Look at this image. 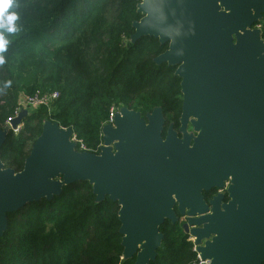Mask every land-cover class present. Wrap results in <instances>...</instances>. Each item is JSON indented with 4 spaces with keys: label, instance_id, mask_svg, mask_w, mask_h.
I'll return each instance as SVG.
<instances>
[{
    "label": "water",
    "instance_id": "95a60500",
    "mask_svg": "<svg viewBox=\"0 0 264 264\" xmlns=\"http://www.w3.org/2000/svg\"><path fill=\"white\" fill-rule=\"evenodd\" d=\"M131 42L168 44L154 59L175 67L182 112L165 136L161 107H122L102 128L98 154L80 152L72 128L45 121L21 171L1 150L22 110L0 128V238L8 215L88 182L97 203L119 205L123 260L150 264L166 222L183 230L200 264H264V0H136ZM191 127V130L189 129ZM225 190L209 203L204 192Z\"/></svg>",
    "mask_w": 264,
    "mask_h": 264
},
{
    "label": "trees",
    "instance_id": "16d2710c",
    "mask_svg": "<svg viewBox=\"0 0 264 264\" xmlns=\"http://www.w3.org/2000/svg\"><path fill=\"white\" fill-rule=\"evenodd\" d=\"M16 31L0 28V128L14 115L20 94L57 91L50 109L31 111L18 134L1 150L8 168L23 169L45 121L72 128L77 149L98 154L110 109L127 107L145 116L163 109L166 128L180 126L181 80L175 67L154 59L168 44L153 37L131 42L142 16L136 0H12ZM14 8L20 9L19 12ZM13 9V10H12ZM264 40V14L259 23ZM3 103V105H1ZM119 205L96 202L88 182L63 188L52 200L34 202L8 215L0 238V264H135L123 260ZM158 256L150 264H199L182 224L166 222Z\"/></svg>",
    "mask_w": 264,
    "mask_h": 264
},
{
    "label": "built area",
    "instance_id": "2783aa9c",
    "mask_svg": "<svg viewBox=\"0 0 264 264\" xmlns=\"http://www.w3.org/2000/svg\"><path fill=\"white\" fill-rule=\"evenodd\" d=\"M258 27H260V25H258ZM58 98H59V93L57 91H50V92L37 91L33 95L25 96L24 99L19 100L18 105H17V107L15 109L14 115L12 117H10L5 122V126L4 127L5 128L6 127H10V125H11L10 121L13 118L17 117L18 114L22 110H27L30 113L31 111H34V110H37V109H40V108H48V109H50L52 107V105L58 100ZM118 111H119V109H117L115 107H112L110 109L109 120H108L107 124L108 123H113L114 115ZM22 127H23V124L21 126H18L16 129H12L11 131L14 132L15 134H18ZM73 139H74V141L77 144V141H76L75 137ZM78 151H80V152H88V150L83 145L80 146V150H78Z\"/></svg>",
    "mask_w": 264,
    "mask_h": 264
},
{
    "label": "clouds",
    "instance_id": "9594fccd",
    "mask_svg": "<svg viewBox=\"0 0 264 264\" xmlns=\"http://www.w3.org/2000/svg\"><path fill=\"white\" fill-rule=\"evenodd\" d=\"M12 6V0H0V28H3L8 33H12L17 30L14 25V22L18 18L16 12L7 11ZM6 46L7 40L0 37V52L5 51ZM0 63H3L2 56H0Z\"/></svg>",
    "mask_w": 264,
    "mask_h": 264
},
{
    "label": "flooded vegetation",
    "instance_id": "af4514ba",
    "mask_svg": "<svg viewBox=\"0 0 264 264\" xmlns=\"http://www.w3.org/2000/svg\"><path fill=\"white\" fill-rule=\"evenodd\" d=\"M169 127V126H168ZM191 129V127H190ZM167 130V128H166ZM177 130V129H176ZM222 193L224 195V199H223V202H227L228 201V196L226 195V192L225 190H219V189H210L209 191L207 192H204L203 195H204V200L209 203V201L211 199H213L214 197H216L218 194ZM178 217H179V220L178 222L182 224V228H183V225L186 223V217L185 216H180L178 214ZM184 231V230H183ZM185 233V231H184ZM186 234V233H185Z\"/></svg>",
    "mask_w": 264,
    "mask_h": 264
},
{
    "label": "rangeland",
    "instance_id": "374dc122",
    "mask_svg": "<svg viewBox=\"0 0 264 264\" xmlns=\"http://www.w3.org/2000/svg\"><path fill=\"white\" fill-rule=\"evenodd\" d=\"M13 10V9H12ZM14 10L15 11H17V12H19L20 11V9H17V8H14ZM8 11V10H7ZM25 98V94H20V97H19V100H22V99H24ZM1 105H3V103H1ZM190 129V128H189ZM191 130V129H190Z\"/></svg>",
    "mask_w": 264,
    "mask_h": 264
}]
</instances>
